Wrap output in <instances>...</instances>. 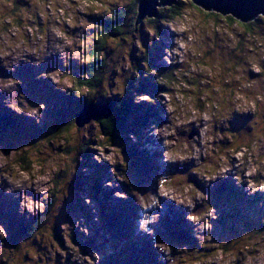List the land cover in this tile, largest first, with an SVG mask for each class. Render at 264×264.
Instances as JSON below:
<instances>
[{"label": "clouds", "instance_id": "1", "mask_svg": "<svg viewBox=\"0 0 264 264\" xmlns=\"http://www.w3.org/2000/svg\"><path fill=\"white\" fill-rule=\"evenodd\" d=\"M15 3L16 0H0V68L6 72H15L21 62L40 67L46 59L56 56L64 67L40 71L35 78L50 80L55 90L65 95L74 94L77 99L96 103L101 102V97H123L132 77L136 78L138 86L141 66L145 78L151 75L156 84L163 86L155 97L147 92L134 91L133 103L148 102L163 106L165 122L159 125L151 123L148 133L161 142L163 162L180 166L193 162L194 166L184 173L185 179L178 182L176 187H166L171 177L176 174L167 173L156 178L155 191L130 188L131 195L141 209L138 231L154 237L152 246L157 250L159 264H178L180 260L187 261L190 255L186 244L177 245L174 252L168 241L155 239L156 229L150 225L160 221L161 211L164 209L162 199L173 201L177 207L186 209L185 219L192 225L193 237L200 246L209 249V254L198 259L196 264H264V234L259 231L264 229L246 230L230 241L215 240L212 235L213 222L219 219V212L210 203L209 195L188 178L190 174H194L200 183L210 186L218 179H227L231 175L236 186H243L247 195L264 193V131H253L251 136L240 138L238 151L230 147L222 149V145L236 142V138L228 136L225 131L231 128L230 121L235 115L250 114L251 119L247 121V125L251 128L254 122L258 123L257 104L264 112V34L260 30L244 33L237 24L216 25L210 21L208 25H204L190 21L187 13L182 10L184 19L174 16L161 20L158 32L143 29L147 34L145 46L144 41L141 43L143 35L140 25L143 20L138 22L139 17H131L126 28L129 39L119 46L110 44L108 47L110 54L106 73L107 90L102 83L95 92L90 93L87 89L75 90L74 82L65 74H73V60L81 67L88 64L85 57L94 46L93 31L102 27V24L91 21L88 17L96 15L111 20L112 13L106 9L93 11L92 0H25L18 11H14ZM106 3L123 8L132 3V0H106ZM189 6L190 0H183V8ZM136 7L140 8L139 2ZM156 9H161L160 0H157ZM219 12L234 14L231 11ZM13 15L20 21L19 26L12 23ZM257 20L264 21V12H257L254 17L247 19L252 24ZM160 26L171 33L170 42L160 51V61L167 68L161 71L152 67L150 73L140 57L144 55L146 48L155 50L157 44L163 40ZM134 49L139 63L132 58ZM206 52H211V56L205 63L212 64V67H205L200 63ZM79 76L87 79L86 72H81ZM165 76L172 77L171 82ZM118 80L123 81L122 89L118 86ZM214 80L227 85L228 91L225 94L220 88H214L215 95L211 96L209 102L210 94L203 89L212 85ZM22 84L19 77L0 74V93L5 94L3 105L39 125L43 122L47 104L31 103L27 94L20 90ZM233 88L235 92L232 91ZM72 120L75 117L67 123ZM96 121L98 120L93 118L83 126L78 125L77 140L74 142L77 151L73 153L75 159L70 171H65L64 158L57 150L64 144L63 140L54 141L52 148L44 144L41 153L44 163L40 167L33 166L28 171H22L14 164L27 144L9 148L7 152L0 145V188L13 198H17L18 194L19 214L27 212L30 216L47 215L49 231L55 233L60 209L71 195L69 186L77 172L78 163L84 159L79 155V145L103 143V129ZM193 127L198 134L190 135ZM221 127L224 131L220 130ZM128 136L133 142H138L134 133L130 132ZM110 141L111 146H89L95 150L92 159L96 163L107 162L114 177L105 180L103 186L118 189V182L131 185L132 178L127 175L128 162L123 154V145L113 143L111 136ZM224 141L227 143H223ZM118 164L122 169L119 172L123 173L120 176L117 175ZM81 171L87 172L88 169L85 167ZM58 175L63 180L59 189L54 183ZM29 190L39 194V198L34 199ZM53 191L57 194L55 202L49 207ZM113 195L115 198L127 200L129 192L117 190ZM84 203L92 206L94 202L86 195ZM259 204L264 206V200L259 201ZM92 211L97 212V208L92 207ZM83 220L84 217H80L75 220V224L67 220L60 222L63 250L56 246V236L45 234L40 242L48 249L47 264H68L69 259L72 264H100L102 256L99 251L84 252L73 240L74 227L85 236L91 234L90 229L82 224ZM94 220L98 222L100 217L96 215ZM260 223L264 224V217L260 218ZM7 239L6 226L0 223V253L7 251ZM226 244L231 245L227 250ZM192 254L198 255L195 249ZM44 260L41 256L30 257L31 264H36L37 261L43 264Z\"/></svg>", "mask_w": 264, "mask_h": 264}, {"label": "rangeland", "instance_id": "2", "mask_svg": "<svg viewBox=\"0 0 264 264\" xmlns=\"http://www.w3.org/2000/svg\"><path fill=\"white\" fill-rule=\"evenodd\" d=\"M24 2L25 0H16V3L14 4V11H18L19 7L21 6V3ZM92 3L94 5L93 11L99 9H106L112 13L113 10L122 8L119 7L118 5L110 6L109 4L106 3V0H92ZM178 3L182 7L181 11L183 10L184 12L187 13V19L190 21H196L204 25H208L210 21L215 23L216 25H220L222 23H226L229 26H231L232 24H237L241 29L244 30V33H255L256 30H260L261 33L264 34V21L257 20L256 23L253 24L252 30L247 31L246 23L249 22H240L236 20L237 22L231 23L230 20L226 18L228 14L222 15L213 10H204L198 7L197 5L193 4L191 1H190V6L187 8H183V0H178ZM134 16L136 17V12L132 13L131 15V17ZM179 16L181 17V19H184V16H182L181 14ZM96 17L98 16L91 15L88 18L91 21L98 23ZM131 17L127 19V24L126 26H124V31L121 37L112 40L110 39L107 42L106 53H105L106 64H105V70H103L102 72L103 84L106 90L108 88V81L106 79V73L108 70L107 68L108 54H110L108 53V47L110 44L119 46L122 43H125L129 39V33L126 31V28L129 24ZM148 18H155V19L149 21ZM142 20L143 23H141L140 29L143 35V40H141V43L143 44L144 41L145 46H147V34L143 32V29H150L158 32L160 21L165 19L158 20L156 16L145 15L142 17V19H140V21ZM12 23L17 24L19 26L20 21H18L13 15ZM160 28L163 35V40L157 44L155 50L146 48L145 52H148L150 54V58L154 60L155 68H158L161 71H163L167 68V66L160 61V51L164 45L170 42L171 33L163 26H160ZM41 30L43 31V28ZM98 30L99 27L93 31V39L97 37ZM217 47H220V45L217 44ZM134 52L135 49L133 50L132 58L134 60H137V58L134 55ZM210 56H211V52H206L204 59H201L200 63L203 64L205 67H212V64L205 63V61L209 59ZM88 57H89V53L86 55L85 59L87 60ZM137 63H139V60H137ZM56 67L63 68L64 66L62 62L58 59V57L53 56L46 59L44 64H42L40 67H35L32 64L21 62L19 67H17L16 71L13 73H8L3 68H0V74L5 76L8 75L16 76L23 81V84L20 86V90L27 94V97L31 103L36 104L39 102H45L47 104V111L45 112L43 122L37 125L34 120L29 119L23 115H18L14 111L5 107L3 105V97L5 94L0 93V145H3L5 152H7L9 148L20 147L24 144H27L24 146L25 151L23 152L25 154V158L29 159L30 162L29 169L32 168L33 166L40 167L44 163V161L41 158V153L44 144H47L49 148H52L53 142L58 140L64 141V144L61 145L60 148L57 150L64 158L65 171H70L72 163L74 162L75 159L73 153L77 151L74 142L77 140L76 131L78 129V125L72 123L73 121H70L69 129L67 128L65 132L54 134V131H55V126H57L58 123V117L59 119L62 120H67V119L69 120L71 118V113L73 112L74 108L80 106L83 99H77L74 94L65 95L63 92H59L58 90H55L50 80H45V79L37 80L35 78L38 72L50 70ZM71 67L73 69V74L68 75L66 73L65 74L66 77L74 82L75 90L84 89L82 87H77L75 83L76 78L80 77L79 74L81 73V66H78L77 62L73 60L71 61ZM147 69H148V65H147ZM140 70L144 72L142 66L140 67ZM214 70L215 69H213V71ZM151 72L152 71H150V73ZM165 79H168L169 82H171L172 77L165 76ZM118 86L119 88L122 89L124 86L123 81L118 80ZM159 86L160 85L153 83V85H151V87L149 88V89H153L150 90L151 91L150 93L153 97H155L157 95V92L161 90ZM214 88H220L222 92L225 94L228 91L227 85H224L222 82H217L214 80L212 82V85L205 87L203 89L204 92L210 94L209 102H211V96L215 95ZM232 91L235 92V88H233ZM185 95H188V93H186ZM113 96H118V95H113ZM196 98L199 104V93H197ZM107 100L108 99H104L103 97H101L100 103H96V102L93 103L102 105L103 106L102 112H103V110L104 111L107 109L109 110L110 108V107L108 108L107 107L108 104L105 103ZM132 102H133V97H132ZM85 103L83 105H85ZM73 105H75L76 107L72 109ZM83 105H81V107ZM135 105L142 108V111L146 110L148 114L152 115V119L150 121L149 120L145 121L144 127H147L145 131L144 130L140 131L139 134L140 139H138V144L136 142H133L129 138V136H126L122 139L118 137L115 140H113V143L122 145L123 142H126L127 144L125 143V146L130 147L133 150L135 149L136 151H141L143 149L144 151H147L145 152V154H146V158L149 160L148 162L150 168L147 169V172H142L136 168L134 169L135 177L138 179L141 185H139L138 187L135 184L136 178H132L130 176V172L131 170H133V168H131V170H129L127 175L132 178V184L129 185L123 182H118L119 188L118 189L116 188L117 190L128 191L129 192L128 199L119 200L118 198H115L113 195L115 190H113L111 195H109L108 191H106V188L103 186L105 180L114 179V177L111 175L109 171V165L107 164V162L96 163L92 159L93 152L95 151L93 148H100V147H104L105 145L111 146V141H109L107 138L103 136V143L94 144L93 148L91 147L88 148L87 153L89 156L85 160L80 161L78 163L77 172L73 176L72 182L69 186L71 193L70 198L64 201L63 207L60 209V215L57 217V221H56L55 234L56 237L58 238V240H56V246L61 250H63L64 243L61 237V230L59 227L60 222L63 220H67L75 224V220L79 219L80 217H84L82 224L86 225L90 229L91 234L85 236L84 233L79 231L78 228L74 227L73 240L75 243L81 246V249L84 252H90L92 250L99 251L102 256V260L100 261V264H110V262L113 259L115 260L124 257L122 255L124 252L123 243L136 237L137 233L140 232L138 231V219L141 215V209L136 204L135 198L131 195L130 188L135 187L140 189L141 191H147V190L155 191L156 178L160 175L161 166L168 165V163H164L162 161V153H161L162 147H161V142L159 140L153 138L156 142L155 144L153 143V146L155 147L154 149L144 148L143 144L141 145L139 143L140 141L143 143V141H146V136H150L148 133L150 131L149 125L151 123L155 122L159 125L160 123L165 122L166 117L164 116L163 113L164 112L163 106L159 105L158 103L150 104L148 102H141L140 104H135ZM61 111L62 113H60ZM97 112H100V109L97 110ZM77 114H80L81 116L83 115L81 114V112H79V110L77 111ZM6 116H7V120H9L10 118L11 121L8 122L7 124H4V121L6 120ZM240 117H242V119H240V121L237 123V126H239V128H237L236 126L233 127L231 126V128L225 130L228 136H233L236 138V142L222 145V149L223 147H230L234 151H238L240 147L239 144L240 138L244 137L245 135L251 136L253 131L256 132L264 131V112L261 111L259 104H257L258 123L254 122L251 128L248 127L247 125V121L251 119V115L250 114L245 115L244 117L242 115H239V118ZM94 118L97 119L96 117ZM91 119L93 118H90L88 120L84 119L85 121H83L82 124L79 126H83L85 122ZM76 120L79 119L77 118ZM232 121H230V125L232 124ZM96 123L98 122L96 121ZM220 130L224 131L223 127H221ZM147 131L148 133H145ZM194 134H198L197 129L195 127H193L192 133L190 135H194ZM93 142L95 143V141ZM223 143H227V141H224ZM123 154L125 155L127 162L129 158V160L132 161L133 167H135L136 163L133 162V160L136 155L129 157L127 153L124 151V144H123ZM138 162L139 163L137 164H141L140 163L141 161L138 160ZM14 164H16L21 170V167L18 162L14 161ZM22 164H24V162L21 160V165ZM173 165L174 164H169V167L171 166L172 168H174L173 173L176 174L171 177L169 182L166 184V187L178 186V182L183 181L185 179L184 173L187 172L189 168L193 167L194 163L193 162L186 163L181 168L178 167V165L175 166ZM129 166L132 167V165H130L128 162V169ZM85 167H87L88 171L87 172L81 171V169ZM116 167L118 170L117 175L118 176L123 175L122 172H119L122 170L121 166L118 164ZM141 167H143V165H141ZM28 170H24V171H28ZM42 174L43 173H41V175ZM188 178L189 180L195 182L199 188H201L209 195L210 202L214 199V197L211 196V194L208 192L212 191L217 181H215L214 184L210 186H206L200 183L194 174H190ZM218 180H224L221 182L222 184H225L226 181L228 180L229 181L228 183L230 184L229 186L234 187L235 189L231 190L232 197L231 200L229 199V204L228 203L225 204V208L224 206L222 207L215 206L217 208V211L219 212V219L213 222L214 224L212 230L213 238L215 240L230 241L232 238L238 237L239 235L242 234V232L246 230H250L252 228L264 229V224L260 223V218L264 217V206H261L259 204L260 200L261 201L264 200V193L257 192V194L253 196L247 195L243 189V186L241 187L236 186V183L232 179L231 175H229L227 179H218ZM96 181L97 184L100 186V188L103 190L102 191L103 194L101 193V195L102 197L105 196L104 198H99L98 197L99 193L92 190L91 184L92 182L94 184ZM62 183L63 180L61 179V176L58 175L55 180L56 188L59 189ZM231 191H229L228 193H230ZM29 194L32 195L34 199L39 198V194L34 193V191L32 190H29ZM56 194H57L56 191H53V198L50 207L55 202ZM86 195L92 198L94 202L92 206H89L84 203V196ZM217 198L214 203L215 205L219 200L223 199V198L221 199L220 198L217 199ZM122 201L130 204L129 205L130 208L133 207L135 209V212L138 213V216L135 219L132 218L128 219L131 223V227H134L133 229L129 227L127 230H124L121 226V223L116 221L111 214L105 215L108 214L105 211V208L107 206H113V204H119ZM171 203L174 204L173 201H171ZM199 206L200 205H197V207ZM18 207H19L18 194H17V198H13L12 195L5 194L3 192V189L0 188V223L5 224V221L8 219L9 213L14 214L13 218L16 221L26 220L30 215L27 212H25V214L23 215L19 214ZM92 207H96L97 212L94 213L92 211ZM218 207L222 208L223 210L222 213H220ZM181 208L183 207L181 206ZM183 211H186V209L183 208ZM225 212H228L229 217L226 216ZM96 215L100 217V220L98 222L94 220V216ZM44 216H45V222L40 228V230L37 231V233L35 234L38 237L34 236L31 239L28 237L25 239H20L18 246L16 248H12L10 244H7L5 242L6 244L5 249L7 251L4 253H0V264H31L30 261L31 256L44 257L45 260L43 261V264H47L46 257H47L48 249L44 247L40 241L44 239L46 233L49 236L54 237V231L52 232L49 231V227H50L48 224L49 217L47 215ZM188 226L190 227V233H188V237H189L188 247H189L190 255L187 261L180 260L178 264H196L198 259H200L202 256H206L209 254V249L200 246L198 241L193 237L191 223ZM259 231L261 232V234H264V230H259ZM140 234L141 236L139 237H143V236H144L143 238L146 237V233L143 234L142 232H140ZM147 238L149 239L148 235ZM136 245H138L139 247V243H137ZM145 245H147L148 250L146 252L148 254L147 257H149L148 258L149 261L148 259L145 262L136 261V264H159L157 260L158 253L157 250L152 246V242L151 243L147 242L145 243ZM177 245H184V244H172L174 252H175V247ZM230 246H231L230 244H226L225 250H227ZM193 249H195L198 255L192 254ZM174 255H179V254L174 253ZM21 256H23V259H21ZM123 259L127 260L129 264H133L132 263L133 259L131 258L126 259L125 257ZM57 260L59 261V254L57 255ZM136 260H138V256L136 257ZM36 264H40V262L37 261ZM68 264H72L70 259Z\"/></svg>", "mask_w": 264, "mask_h": 264}, {"label": "trees", "instance_id": "3", "mask_svg": "<svg viewBox=\"0 0 264 264\" xmlns=\"http://www.w3.org/2000/svg\"><path fill=\"white\" fill-rule=\"evenodd\" d=\"M136 4H137V0H132V3L127 5L125 8H118L113 10L111 20L99 16L96 17L98 24H102V27H99L98 35L96 38L93 39L94 46L89 51V57L87 59L88 64L81 67V72L87 73V79L82 77H77L75 80L77 87H82L84 89H87L91 93V92H95L97 87L103 83L102 72L103 70H105V64H106L105 53H106L107 42L110 39L112 40L121 37L124 31V26H126L127 24V19L131 17L132 13L136 12V8H135ZM181 9L182 7L179 5L178 0H176L171 5L161 7L160 11H158L156 18L158 20H161V19H168L174 16H179L182 12ZM226 18L230 20L231 23L237 22L230 15H227ZM152 19L155 18H148L149 21H152ZM252 27H253L252 23L250 22L246 23L247 31H251ZM140 58L144 61V63L148 65L147 70L149 72L152 71V67L155 66H154V60L150 58V54L148 52H145L144 55ZM140 72H141V78L139 79L138 86H137L136 78L132 77L128 82V87L123 97H120L119 95L112 96L110 99H108L105 102L110 107L109 114L106 117H102V116L96 117L98 120L97 124H99L103 129V136L107 138L109 141H110V136L113 141L118 137L122 139L128 136L130 132L134 133L139 139L140 131L142 130L146 119L151 118L150 114H148L146 110L142 111L140 107L136 106L132 102L134 91L137 93L147 92L148 94L151 95L150 90L153 89H149V88L151 87V85H153V83L155 84L154 77L150 75L147 78H145L143 76V72L141 70ZM162 87L163 86H159L160 89H162ZM85 102L87 103L88 101L83 99L80 106H78L77 108H74L76 107L75 105L72 106V109L74 108V110L71 113V118L74 117V114L80 109L81 105H83ZM60 113H62V111ZM67 121L68 119L62 120L59 119L58 117V123L57 126H55L54 134L62 133L65 132L67 128L69 129L70 124L69 122L67 123ZM72 123H74V121ZM92 143L94 142L92 141ZM125 143L126 142H123L124 151L127 153V155L129 157L136 155L134 159L140 160L141 156L139 155V152L136 151L135 149L133 150L132 148L125 146ZM93 145L94 144L89 145L88 143H83L79 146V149L81 150L79 155L84 157L83 160H85L89 156L87 153V149L90 148L89 146L93 147ZM21 160L24 162V164L22 165H21ZM15 161L19 163L22 171L29 169L30 162L29 159L25 158L24 152L22 155L18 156ZM129 164H132V161H130ZM219 191L220 190L218 188H215L213 190V197H215L219 193ZM226 194H228L230 197L232 196V193L230 195V193L226 192ZM51 203L52 200H50L49 202V207ZM120 215L121 214L114 213V217H115L114 219L117 221H121L122 216ZM44 222H45V216L38 214L37 216H34L31 220V223L27 225L24 224L14 227L10 226L13 227L14 229L12 231L8 230V239L5 242L7 244H10L12 248H16L18 246L20 239H25L27 237L31 239L32 237L36 236L35 234L37 233V231L40 230ZM163 234L170 236V238L177 239L179 237L182 238V240H185L184 237H181L180 233H176L177 234L176 235L175 232L173 231V228L170 229L169 227H166L165 232ZM55 236L56 234L54 233V237Z\"/></svg>", "mask_w": 264, "mask_h": 264}, {"label": "water", "instance_id": "4", "mask_svg": "<svg viewBox=\"0 0 264 264\" xmlns=\"http://www.w3.org/2000/svg\"><path fill=\"white\" fill-rule=\"evenodd\" d=\"M176 0H160L161 6H167L174 3ZM193 4L197 5L198 7L204 10H211V8L219 9L221 11H231L234 14H230L231 16L242 20L247 21L256 15L257 12H264V0H190ZM140 4V8L136 7V17L138 18V22L142 19L143 16H157L158 11L156 9L157 0H138ZM137 2V3H138ZM209 9H206V8ZM219 10H215L219 12ZM227 14V13H222ZM135 26V25H134ZM97 105V104H96ZM98 106V107H97ZM95 106L93 102H87L83 105L79 112L83 114H74L75 120L74 123L77 125H81L83 121L88 120L94 117H106L109 114V110H103L102 112V105ZM95 109V110H94ZM100 109V112L97 110ZM97 112V113H96ZM79 120H76V119ZM85 119V120H84Z\"/></svg>", "mask_w": 264, "mask_h": 264}, {"label": "bare ground", "instance_id": "5", "mask_svg": "<svg viewBox=\"0 0 264 264\" xmlns=\"http://www.w3.org/2000/svg\"><path fill=\"white\" fill-rule=\"evenodd\" d=\"M137 2H138V0H137ZM216 12V11H215ZM217 13H220V12H217ZM220 14H222V13H220ZM222 15H225V14H222ZM228 15H230V14H228ZM231 16V15H230ZM233 17V16H232ZM235 20H237V21H240V22H248V21H242V20H239V19H237V18H235V17H233ZM98 105V104H97ZM96 104H95V106H97ZM98 107V106H97ZM148 116V115H147ZM18 129V128H17ZM154 148V147H153ZM178 167H180V165H178ZM177 167V168H178ZM176 170V169H175ZM130 176L132 177V178H136L135 177V171H134V169L133 170H131V172H130ZM155 183V182H154ZM135 184L139 187V185H141V183L138 181V179L136 178L135 179ZM163 204H164V208H167V209H171V210H177V209H179L177 206H176V204H175V202H174V204L173 203H171V201H169V200H167V199H162V201H161ZM159 209H155V211H158ZM182 221V220H181ZM17 222V221H16ZM17 226H19L18 224H17ZM156 226H157V224H154V225H150V227H154V228H156ZM182 227L184 228V230H182V232L180 233V235H181V237H184V238H186V236H187V233L185 232V230L187 229V226L185 225V223L182 225ZM181 228L179 227L178 228V230H180ZM178 230H176V232L178 231ZM178 240H182V238H177V239H175V241H177L178 242Z\"/></svg>", "mask_w": 264, "mask_h": 264}]
</instances>
